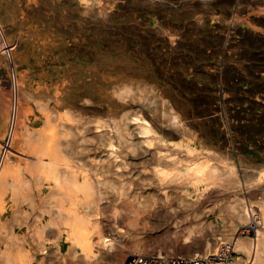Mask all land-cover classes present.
I'll return each mask as SVG.
<instances>
[{"label": "rangeland", "instance_id": "1", "mask_svg": "<svg viewBox=\"0 0 264 264\" xmlns=\"http://www.w3.org/2000/svg\"><path fill=\"white\" fill-rule=\"evenodd\" d=\"M35 2L27 7L20 0H0V50L3 41L15 47L11 58L0 51V142L14 101L11 71L15 64L16 78L19 79V73L25 74L23 89L30 95L27 98L18 92V99L27 110V128L39 129L43 114H51L57 123L63 122L60 148L75 165L78 179L86 175L91 179L107 178L97 187L101 233L94 232L91 237L95 242L101 234L114 242L112 248L102 253L93 247V257L86 262L79 251L74 256L70 254L65 236L57 238L47 227L48 252L43 264H126L134 254L155 251L202 254L206 242L213 243V238L222 237L226 226L211 214L205 222L212 226L187 239L185 226L189 222L175 225L154 212H162L165 207L158 198L159 186L150 177L156 163L152 151L141 143L144 136L134 124L125 122L144 117L156 131L165 129V134L161 131L165 139L185 141L202 157L206 152L203 132H215L210 147L218 146L217 126L208 118L213 104H207L203 92V84L217 87L214 79L203 74V66L213 60L203 54V0ZM87 4L90 10L86 13ZM176 32L183 38L174 47L170 35ZM247 56L256 58L246 55L243 60ZM250 62L254 63L253 69L260 68L262 63ZM251 70L244 73L250 75ZM60 85L64 97L55 103L56 88ZM221 92L217 97L220 104ZM183 109L191 124L185 125L181 136H175L167 119ZM118 127L128 128L124 140L135 146L126 147L124 143L119 157L114 159L108 156L107 142L110 138L119 144ZM234 141L243 146L242 155H256V141L264 147V135L254 138L245 131H240ZM41 191L46 194L48 185L44 184ZM12 203L10 196H6L7 232L12 228L17 235L25 234V226L17 225L20 214H12ZM22 206L28 209L25 204ZM44 207L46 223L49 207ZM28 242L32 243L31 239ZM33 262L40 264V257Z\"/></svg>", "mask_w": 264, "mask_h": 264}, {"label": "bare ground", "instance_id": "2", "mask_svg": "<svg viewBox=\"0 0 264 264\" xmlns=\"http://www.w3.org/2000/svg\"><path fill=\"white\" fill-rule=\"evenodd\" d=\"M20 1L27 7L36 3ZM84 10L86 13L90 10L89 4ZM202 20L203 54L213 59L211 64L203 66V74L217 83L216 88L203 84V92L207 104H213L208 118L217 126L218 146L210 147L215 132H203L206 152L202 157L185 141L165 139L161 133L163 130L165 134V129L156 131L144 117H133L125 124H134L144 136L141 143L152 151L156 163L150 177L159 186L158 198L165 207L162 212H154L175 225L189 222L185 226L187 239L209 227L205 222L208 215L218 217L226 226L222 237L213 238V243L206 242L202 254L191 255H206L218 252L223 245H231L237 256L232 257L230 264H264V147L261 148V141H254L256 155H242L243 146L234 141L240 131L254 138L264 135V0H203ZM182 38L179 32L170 35L174 47ZM1 45V53L11 58L14 45L5 41ZM246 55L256 58L247 56L243 60ZM250 59L262 61L260 68L253 69ZM248 70L252 71L250 75L244 73ZM15 72L14 64L11 71L14 101L0 142V264H33V259L37 261L38 257L43 264L48 252L47 227L57 238L65 236L70 243V254L74 256L79 251L81 259L90 261L93 247L102 253L114 245L104 235L100 234L95 242L91 237L94 232L101 233L102 211L97 187L107 178L91 179L86 175L78 179L75 165L60 148L63 122L57 123L51 114H43L44 122L39 129L27 128V110L18 99V92L27 98L30 95L23 89L25 74L19 73L17 79ZM62 87L56 88L55 103L64 97ZM220 91L221 104L217 100ZM184 111L167 119V126L175 136H181L185 125L191 124ZM127 129L117 128L119 144L108 139L107 153L111 158L119 157L124 143L126 147L135 146L124 140ZM44 184L48 185V192L43 195ZM6 196L12 199V214H20L17 225L25 226V234L17 235L12 228L7 232ZM45 204L49 207L46 223L42 212ZM32 249H36L34 253Z\"/></svg>", "mask_w": 264, "mask_h": 264}, {"label": "built area", "instance_id": "3", "mask_svg": "<svg viewBox=\"0 0 264 264\" xmlns=\"http://www.w3.org/2000/svg\"><path fill=\"white\" fill-rule=\"evenodd\" d=\"M242 235H245L244 231ZM230 246L223 245L218 252L206 255H175L162 251L147 255L134 254L128 258L126 264H230L234 252Z\"/></svg>", "mask_w": 264, "mask_h": 264}]
</instances>
